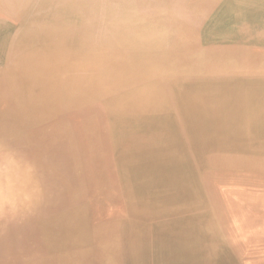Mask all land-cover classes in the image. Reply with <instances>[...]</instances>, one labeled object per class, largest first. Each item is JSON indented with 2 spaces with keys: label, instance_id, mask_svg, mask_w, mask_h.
Segmentation results:
<instances>
[{
  "label": "bare ground",
  "instance_id": "bare-ground-1",
  "mask_svg": "<svg viewBox=\"0 0 264 264\" xmlns=\"http://www.w3.org/2000/svg\"><path fill=\"white\" fill-rule=\"evenodd\" d=\"M0 264H264V0H0Z\"/></svg>",
  "mask_w": 264,
  "mask_h": 264
}]
</instances>
